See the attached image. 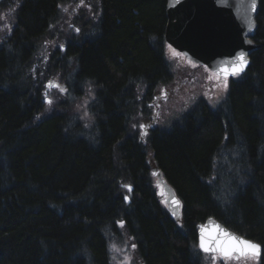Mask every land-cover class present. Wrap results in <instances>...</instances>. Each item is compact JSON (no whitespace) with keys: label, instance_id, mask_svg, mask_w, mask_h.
I'll list each match as a JSON object with an SVG mask.
<instances>
[{"label":"trees","instance_id":"16d2710c","mask_svg":"<svg viewBox=\"0 0 264 264\" xmlns=\"http://www.w3.org/2000/svg\"><path fill=\"white\" fill-rule=\"evenodd\" d=\"M79 1L0 4V264H115L112 246L133 243L134 264H207L195 246L209 217L264 247V0L224 99L144 138L161 87L176 90L169 0H96L63 24ZM153 168L181 200L178 221Z\"/></svg>","mask_w":264,"mask_h":264},{"label":"water","instance_id":"95a60500","mask_svg":"<svg viewBox=\"0 0 264 264\" xmlns=\"http://www.w3.org/2000/svg\"><path fill=\"white\" fill-rule=\"evenodd\" d=\"M251 5L252 0H169L168 25L165 31L167 45L178 51L186 61L195 66H204L221 79L226 76L227 79L241 76L250 65V56L255 47L252 39L256 32L255 15L259 9V0H255L254 10ZM240 52L246 53L248 63L239 75L234 76L231 74L232 61ZM49 82L52 85L50 88L59 85L56 81ZM157 99L158 97L154 99V105L157 104ZM155 121L153 116V122ZM146 133V130L142 133L143 137ZM153 173L159 180L165 202H170L173 197L179 200L175 189L162 177L161 170L153 168ZM165 204L171 216L180 220L181 208L174 216L171 203ZM213 223L240 236L213 217L198 224V236L201 226H211Z\"/></svg>","mask_w":264,"mask_h":264},{"label":"rangeland","instance_id":"374dc122","mask_svg":"<svg viewBox=\"0 0 264 264\" xmlns=\"http://www.w3.org/2000/svg\"><path fill=\"white\" fill-rule=\"evenodd\" d=\"M3 0H0V4ZM96 0H84L83 6L81 2L75 4L66 5L63 10L64 21L63 24H69L73 17H76L81 10H84L92 14L95 11ZM64 9H67L65 11ZM91 16V15H90ZM2 21H6L5 25H9V18L5 11H0V31H6L5 25L1 24ZM71 28V27H70ZM52 44L50 43L47 48L49 49ZM178 54V55H177ZM167 56L172 62V67L175 71L174 80L168 84L167 87H175V91L171 92L162 86L161 93L158 96L155 111V119L157 125L163 128H168L173 123V121L180 118L188 109L191 108L199 100L205 99L208 101L211 107L217 106L226 95L229 89L230 79H226L227 89L225 90L223 84L225 79H221L216 76L213 72L211 73L206 68L197 69L199 66H195L190 61H186L178 51H175L170 46L167 50ZM57 88V87H56ZM49 89H55L50 88ZM167 94V98L163 95ZM93 93L84 96L78 103L77 112L81 113L85 117L89 118L87 115L88 102L91 101ZM142 129V128H141ZM146 129H142L144 133ZM147 131V130H146ZM148 132V131H147ZM161 189V188H160ZM162 191V189H161ZM116 250H112V258L115 264H124V257H131V264H134L135 257L133 251L127 244L115 246ZM126 249V251H125ZM207 264H211L210 260H206ZM250 262V261H249ZM237 261H231L230 264H237ZM249 264L248 261H239V264Z\"/></svg>","mask_w":264,"mask_h":264},{"label":"snow or ice","instance_id":"6c2138e0","mask_svg":"<svg viewBox=\"0 0 264 264\" xmlns=\"http://www.w3.org/2000/svg\"><path fill=\"white\" fill-rule=\"evenodd\" d=\"M81 6L84 4V0H80ZM18 6V5H17ZM252 8H255V0H252ZM67 11V9H64ZM8 27L9 32L11 31L10 25H5ZM79 31V29H75ZM250 43V41H249ZM178 55V54H177ZM248 61L246 59V53L240 52L235 59L232 61V75H239L246 67ZM227 76L225 77V83L223 84L224 89H227ZM49 87H51V82H49ZM60 91L67 92V89H61L59 85H56ZM165 98L167 94L163 93ZM52 104L53 101L49 99L47 101ZM142 129H146L147 125H141ZM131 190V186H126ZM165 203H171L173 206L172 214L177 215L178 210L182 207L181 202L173 197L171 201H166ZM120 227H123V222H118ZM199 252L204 253V260H210L211 264H230L231 261H251L252 264H259L261 255H264V247L255 241L247 240L241 236H237L227 229L223 228L219 224L213 223L211 226H201L198 236V243L195 246ZM131 249L134 252L136 245L133 243ZM112 250H116L115 245L112 246ZM126 251V249H125ZM124 264H131V257H124Z\"/></svg>","mask_w":264,"mask_h":264},{"label":"flooded vegetation","instance_id":"af4514ba","mask_svg":"<svg viewBox=\"0 0 264 264\" xmlns=\"http://www.w3.org/2000/svg\"><path fill=\"white\" fill-rule=\"evenodd\" d=\"M61 49L66 50L65 47H64V48H61ZM145 125L148 126V127L146 128L147 131H148L149 129H151V128H155V126H156V124L152 125L151 120H150V121H147V123H146Z\"/></svg>","mask_w":264,"mask_h":264}]
</instances>
